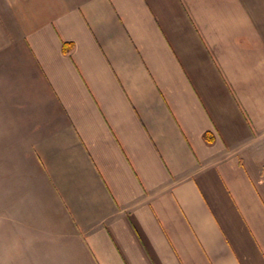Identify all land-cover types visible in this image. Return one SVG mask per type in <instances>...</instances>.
<instances>
[{
	"label": "crops",
	"instance_id": "0c3cea01",
	"mask_svg": "<svg viewBox=\"0 0 264 264\" xmlns=\"http://www.w3.org/2000/svg\"><path fill=\"white\" fill-rule=\"evenodd\" d=\"M40 244L264 264V0H0V261Z\"/></svg>",
	"mask_w": 264,
	"mask_h": 264
},
{
	"label": "rangeland",
	"instance_id": "374dc122",
	"mask_svg": "<svg viewBox=\"0 0 264 264\" xmlns=\"http://www.w3.org/2000/svg\"><path fill=\"white\" fill-rule=\"evenodd\" d=\"M39 256L40 259L36 262H33V264H79L78 260L63 259V254L61 252L60 253L55 252L54 254L55 259L53 261L44 259L47 257V248L46 245L43 244L39 245ZM0 264H32V262L7 260V261H0Z\"/></svg>",
	"mask_w": 264,
	"mask_h": 264
},
{
	"label": "trees",
	"instance_id": "16d2710c",
	"mask_svg": "<svg viewBox=\"0 0 264 264\" xmlns=\"http://www.w3.org/2000/svg\"><path fill=\"white\" fill-rule=\"evenodd\" d=\"M68 48H69V47L66 46V47L64 48V50H66V52H68ZM205 138H206V141H208L209 143H212V142H213V139H212V137H210L209 134H206Z\"/></svg>",
	"mask_w": 264,
	"mask_h": 264
}]
</instances>
